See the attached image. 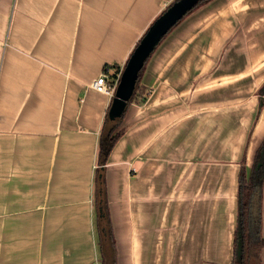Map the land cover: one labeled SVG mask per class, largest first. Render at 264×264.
<instances>
[{
  "label": "crops",
  "instance_id": "obj_1",
  "mask_svg": "<svg viewBox=\"0 0 264 264\" xmlns=\"http://www.w3.org/2000/svg\"><path fill=\"white\" fill-rule=\"evenodd\" d=\"M175 1L0 0V264H100L99 167L116 264H230L239 165L264 138V0L177 20L97 162L127 59ZM104 66L111 96L91 88ZM260 209L264 237V181Z\"/></svg>",
  "mask_w": 264,
  "mask_h": 264
},
{
  "label": "trees",
  "instance_id": "obj_2",
  "mask_svg": "<svg viewBox=\"0 0 264 264\" xmlns=\"http://www.w3.org/2000/svg\"><path fill=\"white\" fill-rule=\"evenodd\" d=\"M137 45L138 43L134 49ZM134 49L131 51L128 59ZM143 65L144 62L136 72L133 90L126 103L132 102L140 105L147 98V93L140 84V74ZM105 68L107 66H104L103 69ZM112 77H114V74ZM259 90L261 93L264 92V83ZM261 105L262 99L260 98L259 106L261 107ZM123 111L119 116L114 118H109L108 115H105L97 143V162L99 166L105 164L109 152L122 134V129L119 128V124ZM263 181L264 138L254 153L249 170L246 169L243 162L239 165L237 174L236 218L230 264L260 263L259 255L261 248L264 247V237L261 235L260 209ZM93 188L94 203L97 211L99 261L100 264H116L109 219L105 207L103 169L101 167L95 171Z\"/></svg>",
  "mask_w": 264,
  "mask_h": 264
},
{
  "label": "water",
  "instance_id": "obj_3",
  "mask_svg": "<svg viewBox=\"0 0 264 264\" xmlns=\"http://www.w3.org/2000/svg\"><path fill=\"white\" fill-rule=\"evenodd\" d=\"M199 1L200 0H176L148 28L123 69L115 97L109 109L110 118L119 116L125 107V103L133 90L136 72L157 41L177 20L188 10L193 8Z\"/></svg>",
  "mask_w": 264,
  "mask_h": 264
},
{
  "label": "built area",
  "instance_id": "obj_4",
  "mask_svg": "<svg viewBox=\"0 0 264 264\" xmlns=\"http://www.w3.org/2000/svg\"><path fill=\"white\" fill-rule=\"evenodd\" d=\"M118 73L115 77H111L107 73V68L98 75L91 83V88L96 92L111 96L117 84Z\"/></svg>",
  "mask_w": 264,
  "mask_h": 264
}]
</instances>
